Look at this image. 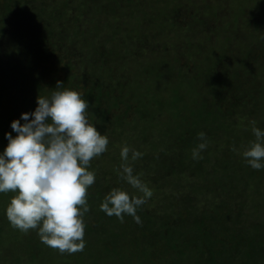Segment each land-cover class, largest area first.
<instances>
[{"label": "trees", "instance_id": "trees-1", "mask_svg": "<svg viewBox=\"0 0 264 264\" xmlns=\"http://www.w3.org/2000/svg\"><path fill=\"white\" fill-rule=\"evenodd\" d=\"M114 2L118 0H0V152L8 144L5 133L12 131L11 122L22 113L34 111L39 95H50L57 81L76 89L70 81L81 78V91L90 105L89 119L102 134L113 129L117 136H123L133 129L145 130V136L155 125L154 131H159L165 140L161 145L148 143L152 160L146 163L144 154L140 161L131 162L134 174L143 173V167H159L153 160L156 151L161 153L162 172L154 181L159 187L154 185L153 196L138 210L140 224L131 216L126 215L121 222L100 210L111 189H132L118 174L121 185L112 184L113 173L104 169L98 158L90 164L96 179L88 189L90 211L84 215L83 251L61 254L49 246L37 251L50 258V250H55L58 262L49 260L45 264H264V194L254 198V192H249L257 183L264 186V169H252L242 156L245 141L249 144L255 139L252 125L247 132L236 130L243 120L238 118L239 112L246 116L248 113L250 121L264 129L260 124L264 115L258 118L257 110L250 114L260 105L258 112H264L263 96L257 90L264 87V76L260 84H255L257 88L250 85L248 92L240 88L233 97L225 94V83L235 88L233 78L248 73L243 69L250 58L228 72L230 67L225 66L234 51L241 64V55L264 52V0H239L253 7L248 11L246 5H239L237 10L227 6L217 12L216 21L221 18L226 24L214 29L215 39L224 44L198 45V56L192 55V69L196 72L182 79L174 76L175 70L181 68L176 57L182 51L181 45L173 42L162 53L151 50L144 55L136 12L129 23L109 20V14L124 15L120 4L110 9ZM204 6L213 7L209 3ZM158 35L160 40L168 34L161 32V38ZM152 39L155 38L147 40ZM183 48L189 56L190 45ZM79 52L82 63H77L78 70L84 71L75 75L72 71L77 60L67 56ZM127 56L131 58L128 63ZM117 69L120 72L110 76ZM258 70L264 71V65ZM99 72L103 73L99 82L88 79V75ZM132 74V83L122 82ZM165 108L171 111L173 121L159 119ZM202 131L208 146L201 153L202 159L193 160L192 150L201 142L197 137ZM135 146L141 148L138 142ZM215 150L219 155L215 156ZM117 151L121 150L116 143L100 158L115 161ZM245 164L247 167H243ZM234 168L238 174L232 171ZM179 191L184 195L177 204L173 194ZM1 214L3 208V219ZM241 224H246L244 229ZM9 227L7 231L0 226V264H44L41 259L35 261L37 252L30 253L18 238L17 228ZM36 234L30 238L35 236L36 240ZM6 238L12 242L14 253L6 252Z\"/></svg>", "mask_w": 264, "mask_h": 264}, {"label": "clouds", "instance_id": "clouds-1", "mask_svg": "<svg viewBox=\"0 0 264 264\" xmlns=\"http://www.w3.org/2000/svg\"><path fill=\"white\" fill-rule=\"evenodd\" d=\"M36 104L34 111L13 120L12 131L5 133L8 144L0 152V193H14L5 215L12 227L37 230L43 244L61 254H73L85 247L88 189L96 179L90 164L107 151L109 137L89 119L90 105L83 91L64 87L62 81L56 82L50 95H39ZM250 123L255 139L242 156L252 169L261 170L264 129L255 121ZM197 138L201 142L192 150L193 160L202 159L208 146L205 132ZM142 155L127 145L121 148L118 175L135 191L113 188L100 204L101 211L121 222L127 215L140 224L137 212L153 195L140 175L134 174L131 162Z\"/></svg>", "mask_w": 264, "mask_h": 264}, {"label": "rangeland", "instance_id": "rangeland-1", "mask_svg": "<svg viewBox=\"0 0 264 264\" xmlns=\"http://www.w3.org/2000/svg\"><path fill=\"white\" fill-rule=\"evenodd\" d=\"M118 2H114V4H111L110 9H112L113 5H114L113 7L116 9L119 7V4H120L119 8L123 11L124 15L119 16L115 14H109L107 18L109 20H115V21L118 20L122 23H129L131 21L130 17L132 16L133 12H136L135 16L137 17V19H139V27H137L136 29H138L141 35L140 37L142 38L144 42L140 44L143 49V54L145 53L144 55L150 54L151 50H154L155 51L154 53H157V54L162 53L165 50V48L168 49L169 45L173 42L181 45L182 47L181 53L176 54V57L180 60V65H181V68L176 69L174 72V76H177L176 79H182L185 75H188V74L189 76H192L195 74L196 71H193L192 69L195 58H193L192 55H194V57L198 56L197 50L199 49V46L202 47L203 45H205V42L206 43L208 42L207 47H210L213 45L215 46L216 43H218L219 46H222L224 44V42L221 44L220 43L221 40L219 39H217V42H216V39H215L216 35H215L214 29L216 27H219V28L225 27V24H226V22L221 20V18L218 21H216L217 17L215 16V14L217 12H222L223 9L226 8L227 6H229L230 10H232V8L234 10H237L239 5H246L244 7H247L246 8L247 11L253 8V7L249 8L251 5L248 4L247 2H245V4L239 3V0H227L226 3H224V0H118ZM207 3L213 5V7H211L210 9L209 8L206 9L204 5ZM214 6L216 7L215 9H213ZM212 12L214 13L211 14ZM105 20H107L106 17H105ZM161 32H163V34H168V35L161 38L160 37ZM157 35L159 36V38H161L160 40L156 38ZM150 37L155 38L154 40L153 39L150 40V42L153 41V44H149L150 42L148 40ZM187 45H190L191 47L190 48L191 54L189 56H187L183 48L184 46H187ZM193 51H194V54H192ZM81 54L82 52L77 53V55L69 53L67 56V59L74 58L75 60H77L76 64L74 65V69L72 71V73H74L75 75L82 74L84 71L83 70L84 68L82 70H78L80 66L77 65L78 62L82 61ZM204 55H206V53ZM233 55L234 57H230L225 66L226 68L227 66L230 67L228 72H231L234 66L240 67L244 65V63L247 61L246 59L248 58L250 59H249V62L245 65L246 67L243 69V70L246 69L248 73L246 75L244 74L243 76L241 75L240 77L233 78L235 88L239 85L236 89L233 88L232 86H229L227 83H225L226 84L225 94L228 97L236 96L234 94H236L237 90H239L240 88L241 89L244 88V91L248 92L250 85H253L256 87L255 85L256 83L260 84L264 80V79L262 80V76H264V71L258 70V69H262V66L264 65V52L263 51L257 50V53L253 52L252 54L250 53L247 55L245 54L241 55L242 64L239 60L238 53L234 51ZM127 59H128L127 60V63H128V61H130L131 58L127 56ZM117 72H120V71L117 69L116 72L111 73L110 76L114 77L115 75H117L116 74ZM102 74H103L102 72L91 74V75L87 74L88 75L87 77L88 79H91L92 82L97 83L101 80ZM60 78H64V76L61 75ZM132 79H133V74L128 79H122V82L123 83H127L128 81L131 82ZM70 83L72 84L71 87H75L77 90L81 91L82 90L81 88H83V86L81 85L84 83V80L83 78H81L80 80L70 81ZM78 83H81V84L78 85ZM206 86L210 88V85L208 84V82L206 83ZM257 90L262 93V96H263L262 103L264 105V87L262 89L257 88ZM257 94L259 93L258 92L255 93L254 96H256ZM259 108L256 107V108L251 109L250 114H254L257 110L256 116L258 118L262 117L264 115L263 114L264 112L263 111L258 112ZM168 109L169 108H165L161 110V113H159L158 115L159 119L161 118L164 120L167 119L169 121H173L172 116H171V111ZM241 117H243V120L240 119V122L242 121V123L241 125H238L236 127V130L240 129V132H247L251 126V123H250L251 118H249L248 113L246 116L245 112H239L238 118H241ZM260 124H261V127L264 128V120H261ZM156 127L157 126L153 125L152 128H149L148 132L150 131L151 132L145 136H144L145 130L142 132L140 130L128 129L125 135L117 136L116 133H114L115 131L111 129L107 131L106 133H104V134H107L109 137L110 144L107 147V151H109V149H111L113 145H115L116 143L118 145V149L121 150V148L124 146L123 143L126 142V145L129 146L131 149L138 150L143 155L146 154V156H144L146 158L144 159H145V162L147 163L149 160H152V157H153L151 147L148 143L156 142V143H160V145L161 143L162 144L165 143V140L161 139L159 131H154ZM133 131H135V133H133ZM119 141L122 143V146L118 143ZM137 142L138 144H141V148H136L135 144ZM244 145L247 148L249 144L247 141H245ZM214 146H215V143H214ZM239 150L240 149H238V152ZM240 151L242 152V150ZM215 152H216L215 156L219 155L218 150L217 151L215 150ZM117 153H118V156L116 157L117 159L114 158L116 159L115 161H111L110 159H108L109 162H106V160H102L100 156L93 158V161H96L99 158L97 161H99V163L103 165L104 169H106L107 171L109 170L113 173L111 175L112 178L110 181L115 186H117L118 184L121 185V183L118 182V176H117L118 169L120 167V164L118 166V158H120V151H117ZM148 154L151 156H149ZM160 155L161 153L159 151H156L155 158L153 160V162L159 167L162 164ZM148 157H151V158H148ZM140 160H141V157L137 159V161H140ZM107 164H109L108 167H107ZM159 167H147L146 169L143 167L144 172L138 173L141 179L151 189L153 194H154V185L159 187L158 182L154 183L155 179L158 178V175H160V173L162 172V169H159ZM243 167H247V165L245 164ZM235 168H238V167H235ZM235 168L232 171H235L238 174ZM244 172L245 171L242 172L241 170V173L246 175ZM186 174H188V172H186ZM114 175L117 177L114 178ZM163 180L164 179L162 177L161 181ZM258 185L260 184L257 183L253 185V189L259 190L260 188L262 189L264 188V186L260 187ZM243 188H244V185H243ZM255 190L249 191V192H254L251 195L254 198H257L258 195L264 194V190L263 191H255ZM134 191L135 190L132 189V192ZM11 193L12 192H9L6 194L0 193V209L3 208V214L1 215L5 221V222L1 221L0 226L1 227L3 226L7 231H10L9 226H11V224L5 215V210H6L8 203L10 202L9 198H10ZM174 194H173L174 196L173 200L175 203L179 204L178 201L184 194H182L181 191H179L177 195L176 194L174 195ZM236 214H239V213H236ZM3 219H1L0 217V220H3ZM5 223L7 224L9 223L8 224L9 226H7V228L5 226ZM243 225L245 226L246 224H243ZM244 226H242L241 224V227L243 229H244ZM15 232L16 234H18V238L22 240V243L25 244V246L30 248V253L32 255L34 252H37L36 256L38 255L37 256L38 258L35 259L36 262L37 261L39 262V259H41V262H43L44 264L49 262V260L50 262L51 260L53 262H56V261L58 262V258H57L58 256L54 254V251H55L54 249L53 250L51 249L49 252V256L51 259L47 255L42 257V253L37 251V249L42 250L47 247V245L41 242V239L37 234L36 235L38 236V238L36 240L33 239L35 238V236H33V238H30L31 235L37 232V230H29L25 232V231H21L17 229ZM4 241H5V246L7 248L6 252L9 254L14 253L15 248H13L12 242L8 238H6ZM36 244H39V245H36ZM27 252H25L24 256H27L28 254Z\"/></svg>", "mask_w": 264, "mask_h": 264}]
</instances>
